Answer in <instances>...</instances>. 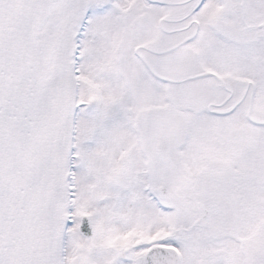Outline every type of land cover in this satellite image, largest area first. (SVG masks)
<instances>
[{"label": "snow or ice", "instance_id": "6c2138e0", "mask_svg": "<svg viewBox=\"0 0 264 264\" xmlns=\"http://www.w3.org/2000/svg\"><path fill=\"white\" fill-rule=\"evenodd\" d=\"M0 264H264V0H0Z\"/></svg>", "mask_w": 264, "mask_h": 264}]
</instances>
